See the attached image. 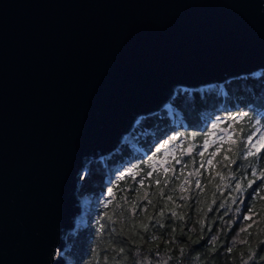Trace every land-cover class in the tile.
<instances>
[{"label": "water", "instance_id": "1", "mask_svg": "<svg viewBox=\"0 0 264 264\" xmlns=\"http://www.w3.org/2000/svg\"><path fill=\"white\" fill-rule=\"evenodd\" d=\"M263 70L264 0H0V264H67L96 156L178 86Z\"/></svg>", "mask_w": 264, "mask_h": 264}, {"label": "trees", "instance_id": "2", "mask_svg": "<svg viewBox=\"0 0 264 264\" xmlns=\"http://www.w3.org/2000/svg\"><path fill=\"white\" fill-rule=\"evenodd\" d=\"M224 86L223 94L178 91L172 105L182 113L184 127L165 110L142 118L137 139L152 153L138 154L134 171L114 179L113 195L103 193L102 163L133 158L128 145L86 167L79 196L94 201L86 226L68 235L66 254L73 264H264V177L253 175L264 171V150L247 156L245 143L264 125V70ZM217 117L230 122L235 144L208 135ZM176 132L185 136L177 155L164 167H153L150 161L161 155L164 139ZM206 138L211 143L204 151Z\"/></svg>", "mask_w": 264, "mask_h": 264}, {"label": "rangeland", "instance_id": "3", "mask_svg": "<svg viewBox=\"0 0 264 264\" xmlns=\"http://www.w3.org/2000/svg\"><path fill=\"white\" fill-rule=\"evenodd\" d=\"M249 75H255V74H249ZM242 76H246V75H242ZM256 76H258V75H256ZM224 85H225V83L224 84H217V85H213V86L212 85L201 86L196 90L200 91V92H205L207 90L216 89L221 94H223L225 91ZM189 90L193 91L194 89L189 88V87H179L178 90L176 91L175 96L177 95L178 91L182 93V91H189ZM174 97H173V99H174ZM173 99H172V101H173ZM172 101L169 105H167L165 108H163L160 111L165 110L170 119H172L173 121L178 123V125H180V127H184L186 125V121H185L182 113L180 112V110H178L177 108H175L172 105ZM160 111H158V112H160ZM146 116H148V115H146ZM146 116H144V115H142V117L140 116V118L135 123L134 130L131 133H128L125 135V139H126L125 143L122 144V146H121L122 148H124V145L127 144L128 146H126V147H128L131 150L132 154H135L134 157L131 159H128V160L124 159V160L120 161V163L115 164L113 166L107 165L106 163H102V165L105 166L104 168L106 170V178L104 180V192H103L106 195H108L109 190H111V187H112L111 183L113 181H116L114 179H116L117 177H120L124 173H130V172L134 171L133 166L131 164L134 163L135 157H139V156H137L138 154L147 158L152 153V152L146 151L143 148V146L141 145V142H139L137 139L138 133L140 131L137 127L139 126V123L142 120V118H144ZM225 123H226L225 118H221V117L215 118L213 120V122L210 123L211 132L215 131V133H216L214 140L218 141L217 137H219L220 135L223 134L220 131V129H228L229 128L228 124H230V122H228L227 124H225ZM213 124H219V128L214 130L212 128ZM135 132H137V133H135ZM142 134H144V133H142ZM262 135H264V125L259 124L256 126L254 134H253V137H254L253 142H255V140L259 139L260 136H262ZM173 138H175V139H173ZM163 139H164V137L158 138V140H159L158 142L163 141ZM184 139H185V136L183 134H180L179 132L174 133L170 140L164 139L165 141H164L163 145H165V147L162 148L161 155L153 157L151 159L150 162H151L152 166L156 167V168L164 167L166 165V163L171 158H174L177 155V153L180 149V145H181V143H183ZM119 148H120V146L118 147V149H114L110 153H112V154L116 153L119 150ZM188 149L190 150L192 148L189 146ZM203 149H204V147H203ZM108 157L109 156H107L106 154H103V155L96 156L93 160L105 162V160H107ZM130 161H131V163H129ZM86 173L87 172H84L83 178L85 177ZM80 197H81V201H80L81 207L84 209V212L79 215L78 224L75 225L74 229L72 230V232L70 234L76 233V231H78V230L82 229L84 226H86V224L88 222V216L91 212V205L94 201V198L90 195L80 196ZM65 257L67 260V264H73V261H72L70 256H68L66 254Z\"/></svg>", "mask_w": 264, "mask_h": 264}, {"label": "snow or ice", "instance_id": "4", "mask_svg": "<svg viewBox=\"0 0 264 264\" xmlns=\"http://www.w3.org/2000/svg\"><path fill=\"white\" fill-rule=\"evenodd\" d=\"M233 119H235V117H233ZM212 128L214 130L218 129L219 128V124H213ZM229 129H231V125H229L228 129H220V131L223 134L220 135L219 137H217L218 141H221V142H229L230 141L232 144L236 143V140H234L232 138L234 132L230 131ZM208 135L211 136V137H215L216 133H215V131H213V132H210ZM173 139H175V138H173ZM253 140H254V137L253 136H249V137H247V139L245 141L246 145H250V147L248 148L247 153H246L247 156H255V155L259 154L262 150H264V135L260 136V138L255 140V142H253ZM210 143H211V141L209 139L206 138L204 140V145H203L204 151H207L208 147L210 146ZM161 147H165V145H161ZM221 147H222V144H221L220 147H217L216 150L213 153H211V155L213 157H215V155L220 152ZM157 151H159V149H157ZM227 151H232V149L228 148ZM203 154H204L203 152L200 153L201 156H203ZM224 159L227 160L229 158H228L227 155H225ZM177 163H179V161H177ZM207 163L208 164H212V160L211 159L207 160ZM201 166L203 167V165H201ZM196 174H198V173H196ZM253 175L257 176L258 178L264 177V171H262L260 173H255L254 172ZM222 179H223V177H222ZM187 182L188 181L186 180L185 183H187ZM157 183H159V181H157ZM197 186H199V183H197ZM240 188H241V186L239 184H237L236 185V189L240 190ZM108 195H110V196L113 195L111 190H109ZM183 198L184 197H181V199H183ZM168 199L171 200V197H168ZM173 215H176V214L173 213ZM246 218L251 219V216L246 217ZM244 230L246 231V229H244Z\"/></svg>", "mask_w": 264, "mask_h": 264}, {"label": "bare ground", "instance_id": "5", "mask_svg": "<svg viewBox=\"0 0 264 264\" xmlns=\"http://www.w3.org/2000/svg\"><path fill=\"white\" fill-rule=\"evenodd\" d=\"M238 77H240V76H238ZM238 77H235V78H238ZM232 79V78H231ZM231 79H229V80H231ZM229 80H227V81H229ZM227 81H223L222 83H213V84H209V85H217V84H224V83H226ZM207 86V85H206ZM179 87H186V86H184V85H182V86H178L176 89H175V91H174V93H173V95H172V97H171V99L170 100H168L166 103H164L163 105H162V107L161 108H159V109H155V111H153L152 113H150V114H148V115H151V114H154V113H157L158 111H160V110H162L163 108H165L167 105H169L170 103H171V101H172V99H173V97L175 96V94H176V91L178 90V88ZM201 87V86H200ZM189 88H192V87H189ZM193 89V88H192ZM146 116V115H145ZM142 117V116H141ZM140 118V116H138L135 120H134V122H133V127H132V129L130 130H128L127 132H124L123 133V135L121 136V138L120 139H122V141H121V143L120 144H118L117 146H115V149H118V147L119 146H122V144H124L125 143V135L126 134H128V133H131L133 130H134V126H135V123L137 122V120ZM111 151V150H110ZM109 151V152H110ZM109 154V153H108ZM107 154V155H108ZM112 155V154H111ZM110 155V156H111ZM109 156V157H110ZM84 212V209L81 207V209H80V213H78V217L76 218V224H78V218H79V215L81 214V213H83Z\"/></svg>", "mask_w": 264, "mask_h": 264}]
</instances>
